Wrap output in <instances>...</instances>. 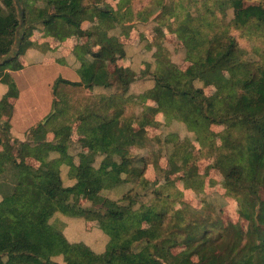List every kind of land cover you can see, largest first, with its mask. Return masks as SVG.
Listing matches in <instances>:
<instances>
[{"label": "trees", "instance_id": "1", "mask_svg": "<svg viewBox=\"0 0 264 264\" xmlns=\"http://www.w3.org/2000/svg\"><path fill=\"white\" fill-rule=\"evenodd\" d=\"M103 1L19 0L24 12L21 24L14 0H0V81L9 87L0 101V119L10 115L7 98L17 94L4 71L13 62L18 44L24 50L33 46L29 37L35 28L63 41L72 26L79 37L87 38L72 52L79 62V82L59 78L52 91L61 83L96 88L103 93L99 101L106 111L105 115L92 111L77 120L81 138L76 156L69 152L71 127L67 125L52 131V142L46 140L47 122L33 127L23 142L14 140L13 147L0 136V264H60L55 260L59 257L64 264H264V59L247 58L229 33L231 29L247 32L264 45V1L206 0L201 11L192 14L190 4L182 16L175 9L169 12L167 0H157L159 15L174 19V31L190 65L181 72L159 44L155 68L147 73L151 81H146L142 93L166 115L167 124L180 122L208 148L213 168L231 182L226 193L237 202L241 218L248 223L246 231L239 226L222 228L219 221L212 226L203 220L189 221L185 208L168 215L153 200L136 207V196L130 197V191L120 199L104 196L105 191L114 192L131 179L145 183L143 169L137 167L138 160L130 151L144 148L146 127L155 122L143 110L138 116L125 115L126 104L134 102L130 86L147 74L142 72L137 79L130 67L116 65L125 51L117 38L98 28L110 25L116 17ZM227 11L232 18L221 23L216 13ZM93 12L98 14L99 25L92 31L82 30ZM93 38L99 46L96 52L89 42ZM227 69L234 71L232 82L223 75ZM210 85L217 91L212 97L205 93ZM212 124L226 128L214 133ZM173 139L172 172L184 171L187 181L197 183L192 180L196 168L190 166L191 155L178 144L183 141ZM86 147L87 153L82 151ZM27 160L39 166L33 168ZM81 196L89 208L80 206ZM57 213L83 220L98 216L96 229L107 240L103 252L82 242L70 243L51 222ZM179 246L185 249L173 253Z\"/></svg>", "mask_w": 264, "mask_h": 264}, {"label": "rangeland", "instance_id": "2", "mask_svg": "<svg viewBox=\"0 0 264 264\" xmlns=\"http://www.w3.org/2000/svg\"><path fill=\"white\" fill-rule=\"evenodd\" d=\"M156 1L157 0L103 1L105 5L112 8L116 17L113 21L114 23L112 22L110 25L107 23L102 24L100 25L101 27L98 28L100 30L102 28L104 31L107 30L109 36L117 38L119 43L123 45L125 56H118L116 65L125 68L130 67L137 74V79L142 78V72L147 74L152 72L155 68L154 55L159 44L168 52L169 59L181 72H184L190 65V62L185 59L183 42L179 38L178 33L174 31L176 28L174 19L168 17L167 20H164L163 17L159 15L161 10L156 9ZM262 1L264 0H247V3L257 4ZM205 2L207 1H166L169 12L175 9L174 11L176 13H181L182 16H184L189 9L188 5H192L190 11L192 14H195L198 10H202ZM33 6L41 5L34 3ZM91 16L92 20L87 19L83 22L88 23L89 29L85 31H92L99 25L98 14L93 12ZM132 17H138V19ZM216 17L221 20V23H228L232 18V13L231 11H227L225 15L216 13ZM229 33L235 37L240 47L247 52V58L254 61L264 59V45L260 38L249 35L247 32L234 29H231ZM80 38L83 41L82 44L87 42L86 37ZM96 40V38H93L89 41L91 43V50L97 48V44H93ZM82 44H77L76 46ZM127 59L128 62H130L129 64ZM109 70H112V66H109ZM223 75L228 82H232L234 71L231 69L224 70ZM149 80L151 81V77L147 74L146 79H141V81L130 86V91L134 96V102L132 101V103L126 104L125 107V115L138 116L143 110V112L147 113L155 122L154 125L146 127L147 140L144 148H132L130 151L131 155L138 160L137 167L143 169L145 183L138 180L133 181L131 179L129 184L120 186V189L114 192L105 191L104 196L120 199L124 194L130 191L132 195L130 197L134 198L133 195L136 196L135 199L138 202L136 207L139 205H148L153 200L155 204L167 209L169 212L168 215H172L175 210L185 208V218L189 221L203 220L210 226L219 221L222 228L239 226L242 230L246 231L248 223L241 218L237 202L226 193L231 182L224 178L218 170L213 168L214 158L209 154L208 148L204 147L203 143L199 139H196L192 133L188 132L185 126L180 122L173 120L167 124L166 115L159 111L156 104L151 100L144 99L142 93L143 91L145 92L148 86L146 81ZM150 84H152V82ZM59 87L60 84L56 86L54 94L53 91L51 92L50 88L46 89L43 87L41 90H36L37 93L39 92V95L35 97L34 102L28 105L26 112L30 120L32 118L36 120L46 111L53 99V102H55L53 105L55 107L53 106L51 113L43 121L45 122L49 118L48 124H46V128L49 129L53 126L52 123L54 120L60 115L58 107L64 108L63 110L67 113L66 115L62 114L57 120V123L59 121L63 122L60 127L65 125L71 127L69 152L73 156H76L79 147L78 140L81 138L77 130V120L81 118V116H84V114L90 115L92 111L104 115L106 111L103 112L101 108L102 106L99 101V96L101 94H97L96 100L92 101V99L88 97L90 91L87 90L86 87L67 88L63 92L66 105L62 106L61 103L58 104L57 93ZM114 92V88H111L110 94ZM205 93L208 97H212L217 94V91L210 85L205 88ZM71 117L73 120H70ZM225 128L223 124H212L210 126V129L214 133H221ZM0 136L8 146H14V142H9L11 139L9 136L5 135L4 132H0ZM173 137H177L183 141L178 142V144L182 143L181 146L183 147V151L191 155L190 166L194 165L196 168V172L192 178V180L197 182L195 184L191 181H187L184 171L172 172V166L169 160L173 153L174 144L176 143ZM218 145L219 140H217V146ZM0 150H2V146H0ZM82 151L87 153L88 148L86 147L82 149ZM175 160L178 164L181 163L180 157L175 158ZM26 163L33 168L39 166L38 163L33 160H27ZM80 206L88 208L91 206L87 203L85 196L80 197ZM92 216L93 222L99 224L98 216ZM142 220L145 227L149 225L144 218H142ZM218 231H220V229H217V232ZM184 249V247L179 246L173 249V253L181 252ZM191 258L196 260L195 256ZM55 260L60 264H64L61 257Z\"/></svg>", "mask_w": 264, "mask_h": 264}, {"label": "crops", "instance_id": "3", "mask_svg": "<svg viewBox=\"0 0 264 264\" xmlns=\"http://www.w3.org/2000/svg\"><path fill=\"white\" fill-rule=\"evenodd\" d=\"M87 24V22L82 24V30L85 31L89 29ZM68 31L69 36L66 40L59 41L49 36L42 29L35 28L30 31L29 37V41L33 46L24 50L23 46L18 44L15 48L14 60L6 66L4 72L10 76L17 94L14 97L9 96L7 98V103L11 107L10 115H3L0 119V132H2V129H5V134L11 139L9 142H14V140L23 142L27 133L33 127L39 123L44 124L48 122L49 118L45 122L43 121L49 116L53 109V99L40 117L36 120H33V118L30 120V118H28V113L26 112L27 107L34 102L35 97L39 95V92L37 93L36 90H41L45 87L46 89L50 88L52 92L53 86L59 78L71 82H79L80 79L77 74L79 62L72 56V52L75 46L77 44H82L83 41L78 37L76 28L70 26L68 27ZM93 44H96V42L94 41ZM96 47L97 48L92 49L94 52L99 50V46L96 45ZM129 63L130 62H128V64ZM71 87L85 88L84 85L68 86L61 83L59 90L57 89L58 104L61 103L62 106L66 105L63 92ZM86 89L90 91L88 97H90L92 101L96 100L97 94L103 95V93L96 88L93 90ZM8 91V85L0 81V101ZM63 109L58 107V112L60 113L59 117L54 120L51 128H46L48 131L46 140L49 142L53 141L52 131L63 124V122L60 121L57 123V120L62 114L66 115L67 113ZM70 120H73L72 117ZM62 178L64 179L63 174ZM51 222L62 229L66 239L70 243L82 242L97 253L103 252L107 240L104 234L96 229L98 224L93 222L92 215L86 221L83 219H71L57 213L54 215Z\"/></svg>", "mask_w": 264, "mask_h": 264}, {"label": "water", "instance_id": "4", "mask_svg": "<svg viewBox=\"0 0 264 264\" xmlns=\"http://www.w3.org/2000/svg\"><path fill=\"white\" fill-rule=\"evenodd\" d=\"M14 3H15V6H16V8L18 10V16H19V19L21 21V24H23V22H24V20H23L24 12L22 10L21 4L19 3V0H14Z\"/></svg>", "mask_w": 264, "mask_h": 264}]
</instances>
